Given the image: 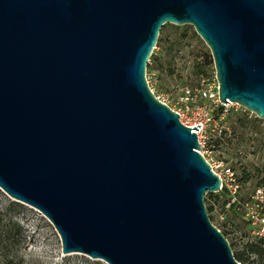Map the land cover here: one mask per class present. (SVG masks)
<instances>
[{"label":"water","instance_id":"water-1","mask_svg":"<svg viewBox=\"0 0 264 264\" xmlns=\"http://www.w3.org/2000/svg\"><path fill=\"white\" fill-rule=\"evenodd\" d=\"M165 24L206 44L221 102L264 119V0H0V188L62 253L241 264L206 209L221 181L198 129L146 79Z\"/></svg>","mask_w":264,"mask_h":264},{"label":"rangeland","instance_id":"rangeland-1","mask_svg":"<svg viewBox=\"0 0 264 264\" xmlns=\"http://www.w3.org/2000/svg\"><path fill=\"white\" fill-rule=\"evenodd\" d=\"M178 27L165 24L160 29L158 37L161 41L153 49L155 61L151 60L146 67L148 85L156 98L180 113L179 117L185 123L199 120L201 116L196 115L194 111L197 107L206 105L208 117L205 119L208 120L201 136L203 148L212 151L213 159L222 161L223 165H230L234 169L240 186V196L247 198L257 186L254 178L242 181L240 165L263 167L264 121L257 134L251 125L246 126L244 135L247 142L237 145V138L232 136L229 122L226 120L227 113L243 112L248 118L254 114L235 102H226L222 105L223 112H218L219 104L193 97L201 80L203 87L216 89L218 84L213 60L210 50L191 25ZM207 198L206 193L204 201ZM218 201L221 203L222 198ZM219 203L208 214L212 223L223 231L229 243L233 244V251H243L248 241H254L257 236H264L258 230L263 215L257 210L253 219L256 224H252L247 217L237 215L231 209L221 212ZM0 218V264H107L83 253H62L60 238L49 220L34 207L15 201L1 188ZM9 219L19 225V237L11 236L5 239V234L13 233L12 224H8ZM2 230H6V233ZM246 255L247 264H264V259L255 254L248 252Z\"/></svg>","mask_w":264,"mask_h":264},{"label":"built area","instance_id":"built-area-1","mask_svg":"<svg viewBox=\"0 0 264 264\" xmlns=\"http://www.w3.org/2000/svg\"><path fill=\"white\" fill-rule=\"evenodd\" d=\"M193 97L215 102V104H219L220 107H222V105L226 103V102L225 103L221 102L218 97V85L216 86L215 90H212L211 87L209 88L203 87V80H201L199 87L196 88V93L193 94ZM207 110L208 109L206 108V105L197 107L194 112L196 115L201 116V118L197 121H193L192 123H185L184 121H182V119H180V117L179 119L184 125L189 126L191 129L192 127H195L196 129H198V131L194 129H192V131H194L197 135L198 143H199V151L210 164L212 171L216 173L218 177L220 178V181H221L220 190L225 189L227 191L228 201L225 204V208L226 209L234 208L235 210H241L243 212V215L247 217L251 221L252 224L255 223L253 219L256 217L257 214H254V212L255 210H257L258 213H261V215H263V218L261 219L262 224L259 226L258 230L262 235H264L262 232V229L264 227V191L263 189L261 187H256L255 189H253L252 193L247 198L242 199V197L240 196V191H239L240 186L237 181L234 169L230 165H223L222 161H217L213 159V157L211 156L212 151L203 148V142L201 140V136L205 132V123L208 120V118L205 119V117H208ZM221 112H223V109ZM176 113H178V116H180L179 112H176ZM196 125H200V126L198 127ZM221 218H223V216H221ZM218 230L220 229L218 228Z\"/></svg>","mask_w":264,"mask_h":264},{"label":"trees","instance_id":"trees-1","mask_svg":"<svg viewBox=\"0 0 264 264\" xmlns=\"http://www.w3.org/2000/svg\"><path fill=\"white\" fill-rule=\"evenodd\" d=\"M164 26V25H163ZM162 26V27H163ZM175 27L179 28L177 25H174ZM161 27V28H162ZM159 36V35H158ZM161 41V38L158 37L156 45H158ZM153 60L155 61L154 53L152 52L149 61L147 63V66H149V62ZM199 71V70H198ZM200 72V71H199ZM222 111V107L218 109V112ZM226 120L229 122V129L232 134V136H236L237 138V145H240L242 143L247 142V138L245 137V128L248 125H251L254 129V133L257 134V130L261 128V123L264 121V119H260L254 115L251 117H247L246 113L243 112H234L229 111L226 115ZM225 133V131H222ZM241 176L242 181L251 180V178H254L255 185L257 187H261L264 191V165L263 167H258L254 165H243L241 164ZM208 198L205 200V205L207 212L210 213L216 206L217 203H219V199L222 198L221 203H219V207L221 208V212L223 210L225 211V204L228 201V194L225 189H222L216 193H207ZM243 199V198H242ZM17 204V203H16ZM231 211L237 215H243V212L241 210H235L234 208L231 209ZM2 219L0 218V221ZM10 222V223H9ZM8 224H12L13 233H7L4 235L5 239L12 237H19L21 234L19 225L11 221V219L8 220ZM226 225V223H224ZM2 232L6 233V230H2ZM224 235H226L223 231H221ZM2 236L0 235V238ZM226 237V236H225ZM14 240V238H13ZM232 249V253L234 258L241 264H247V253H252L258 256L260 259H264V236H257L255 237L254 241H248L245 245V249L243 251H233V244L229 243ZM247 252V253H245Z\"/></svg>","mask_w":264,"mask_h":264}]
</instances>
